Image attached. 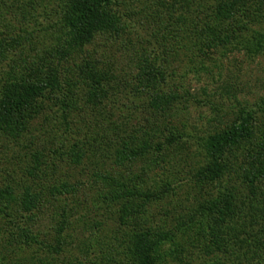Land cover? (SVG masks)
Returning a JSON list of instances; mask_svg holds the SVG:
<instances>
[{
    "label": "trees",
    "instance_id": "obj_1",
    "mask_svg": "<svg viewBox=\"0 0 264 264\" xmlns=\"http://www.w3.org/2000/svg\"><path fill=\"white\" fill-rule=\"evenodd\" d=\"M261 24L264 0H0V138L23 152L19 173L0 183V215H22L20 236L46 249L31 232L49 205L60 244L96 227L84 259L103 228L91 220L110 221L109 264L177 261L179 245L158 252L178 236L186 259L195 250L264 264L257 111L243 107L202 137L175 124L192 100L178 82L186 66L203 70L219 50L262 51ZM63 166L83 181L51 183Z\"/></svg>",
    "mask_w": 264,
    "mask_h": 264
},
{
    "label": "rangeland",
    "instance_id": "obj_2",
    "mask_svg": "<svg viewBox=\"0 0 264 264\" xmlns=\"http://www.w3.org/2000/svg\"><path fill=\"white\" fill-rule=\"evenodd\" d=\"M56 18V16L53 17L55 20ZM253 28V30L264 31V24ZM59 35L57 32L52 33L53 38L49 41L53 48L61 43L62 38L58 40ZM48 46H50L49 43ZM254 51L255 45L251 47L250 51L253 55L245 50H240L228 52L223 56L219 50V52L211 55L210 60L205 62L203 70L198 69L199 60L194 61V66H186V76L181 77L178 82L188 90L192 100L186 105V112L180 114L178 112L175 124L179 128H183L185 132L202 137L206 133H213L214 130L229 125L236 117L238 110L243 107L245 110L257 111L258 121L264 124V49L259 52ZM195 67L197 69L194 70ZM197 100L202 104H198ZM8 143L9 140L0 138V183L3 184L7 180L6 174L8 172L15 171L18 174V169L22 166L20 158H22L23 152ZM188 153L184 152L183 157L185 158ZM190 158L186 162L187 165H191ZM72 170L70 166L61 167L58 176H54L50 182L53 183L61 177V182L66 181L65 179H70L69 182H75V184L83 181L80 176L73 179L75 174ZM183 196L184 193L180 195L181 201L185 200ZM50 202L51 205L56 206L55 203ZM167 208L173 209V207ZM52 209L53 206L49 205V208L46 207L38 215V219L32 224L31 232L33 236H38L37 241L49 242L51 246L49 249L40 244L26 243L25 238L20 236L22 230L21 228L17 229L19 226L29 229V222L25 218L20 219L23 217L21 214H18V216L21 215L19 219H10L4 216L8 211H4V215H0V264H101V261L109 264L103 258L104 255H106V259L113 255L111 248L114 242L110 238L109 232L110 227H113V230L115 227L110 221H101L100 218L91 220L92 223H100L103 228L98 231L100 237L98 245H94L89 250L90 253L87 252L90 257L84 259V255L79 252V249L86 245L84 244L87 243L86 239L96 231V227L92 229L86 226L76 227L74 233L77 234V237L73 240L66 239L60 244V241L56 240L54 223V219L57 218V210L52 211ZM104 238L111 240V242H105ZM186 240L187 238L178 236L174 244L161 246L158 255L163 256L164 253L169 255L175 246L179 245L184 252L177 258V261L168 260V264H230L231 258L229 256L216 255L214 258H210L195 250H192L193 257L186 259L188 250L191 251ZM55 243L57 244L54 246ZM54 247L59 248L57 253L53 250ZM165 264H167V259H165Z\"/></svg>",
    "mask_w": 264,
    "mask_h": 264
}]
</instances>
